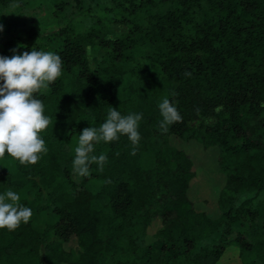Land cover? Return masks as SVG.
I'll list each match as a JSON object with an SVG mask.
<instances>
[{
    "label": "trees",
    "instance_id": "trees-1",
    "mask_svg": "<svg viewBox=\"0 0 264 264\" xmlns=\"http://www.w3.org/2000/svg\"><path fill=\"white\" fill-rule=\"evenodd\" d=\"M23 1L0 0V10ZM110 2L113 20L128 27L107 39L104 23L89 26L86 34L102 46L94 66L71 23L52 39L62 75L35 94L51 119L41 133L47 152L36 164L7 154L13 167L0 163V195L27 187L19 203L33 213L13 231L0 229V264H214L225 243L196 244L233 221L241 264H264V197L257 207L233 203L239 191L264 187V0ZM33 33L21 35L18 53L41 50ZM165 97L183 118L167 132L159 127ZM112 107L143 114L135 155L126 135L95 143L91 155L107 156L103 170L92 163L81 177L73 170L78 138L85 127L99 128ZM169 134L218 148L225 175L218 216L194 207L192 160ZM43 211L39 230L33 220ZM154 217L162 223L158 249L140 245L136 229L144 232ZM71 235L81 248L75 258L64 246Z\"/></svg>",
    "mask_w": 264,
    "mask_h": 264
},
{
    "label": "rangeland",
    "instance_id": "rangeland-1",
    "mask_svg": "<svg viewBox=\"0 0 264 264\" xmlns=\"http://www.w3.org/2000/svg\"><path fill=\"white\" fill-rule=\"evenodd\" d=\"M13 4L18 6L12 7ZM110 4V0H64L63 6L60 7L55 0H25L23 4L11 2L0 10V24L3 25V29L0 30V55L4 50H13L20 46L22 44L21 35L30 28L34 32L32 39L40 44L41 50L50 51L53 44L52 39L57 37L56 31L65 24L71 23L74 26L72 34L80 40L89 65L94 66L99 59L97 51L102 46L95 35L86 34L89 26L104 23L106 32L104 37L107 39L120 35L128 27L126 24L113 20ZM168 139L174 146L183 149L192 160V169L195 173L190 179L188 196L194 207L205 211L211 217L218 216L220 209L217 205V196L225 181V175L219 169L217 162L218 148L216 146L204 147L195 139H184L174 134H169ZM0 163L9 169L14 164L12 159L7 157L0 159ZM26 188L15 192L22 195ZM263 197L264 187L246 189L235 195L233 203L238 206L242 202H247L257 207ZM46 217V212L39 213L33 220L35 228L42 230ZM161 225L160 218L154 217L144 232L139 225L136 226L140 245L158 249L161 239L157 235V230L161 228ZM238 226V221L230 222L227 228H219L211 236L202 238L196 245L208 248L213 243H225L222 254L214 264H241L238 249L232 242ZM49 236L52 238L54 235L50 233ZM64 246L72 249L73 258L81 252L74 235L64 241Z\"/></svg>",
    "mask_w": 264,
    "mask_h": 264
},
{
    "label": "clouds",
    "instance_id": "clouds-1",
    "mask_svg": "<svg viewBox=\"0 0 264 264\" xmlns=\"http://www.w3.org/2000/svg\"><path fill=\"white\" fill-rule=\"evenodd\" d=\"M12 51L16 54L0 55V159L7 154L21 165L36 164L41 154L47 152L41 133L47 129L51 119L45 115L43 101L35 94L45 93L49 85L62 75V60L56 53L34 47L23 53H18L17 49ZM159 109L163 117L159 127L163 132L168 131L169 125L183 122L176 106L167 97L163 98ZM142 118V113L122 115L112 107L99 128L85 127L74 149V172L87 177L92 163L98 164L102 171L107 156L91 155L94 144L117 141L120 135L128 137L133 145L130 154L135 155L141 139L138 127ZM20 199V195L12 190L0 195V229L13 231L22 222L26 224L30 221L32 209L20 204Z\"/></svg>",
    "mask_w": 264,
    "mask_h": 264
}]
</instances>
